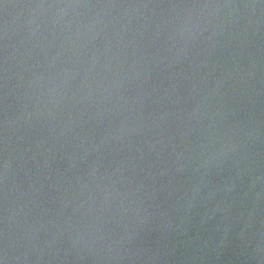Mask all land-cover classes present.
Segmentation results:
<instances>
[{
    "label": "water",
    "instance_id": "water-1",
    "mask_svg": "<svg viewBox=\"0 0 264 264\" xmlns=\"http://www.w3.org/2000/svg\"><path fill=\"white\" fill-rule=\"evenodd\" d=\"M2 264H264V0H0Z\"/></svg>",
    "mask_w": 264,
    "mask_h": 264
},
{
    "label": "snow or ice",
    "instance_id": "snow-or-ice-1",
    "mask_svg": "<svg viewBox=\"0 0 264 264\" xmlns=\"http://www.w3.org/2000/svg\"><path fill=\"white\" fill-rule=\"evenodd\" d=\"M0 264H2V261H0Z\"/></svg>",
    "mask_w": 264,
    "mask_h": 264
}]
</instances>
